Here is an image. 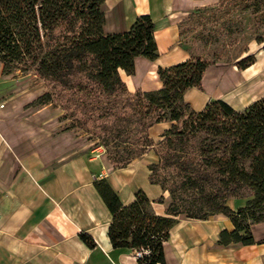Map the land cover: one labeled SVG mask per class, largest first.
Segmentation results:
<instances>
[{"label": "trees", "instance_id": "trees-1", "mask_svg": "<svg viewBox=\"0 0 264 264\" xmlns=\"http://www.w3.org/2000/svg\"><path fill=\"white\" fill-rule=\"evenodd\" d=\"M231 1L235 0L196 8L185 18ZM102 4L103 0H0V64L2 75L32 73L49 85L29 107L59 103L71 117L79 114L82 119H68L64 130L80 128L88 141L104 149L114 169L153 155L154 162L146 166L147 182L161 194L152 201L136 190L122 205L105 180L93 183L110 215L111 248L140 252L135 264H164L161 244L178 215L193 220L222 215L232 230L218 233V245L257 244L249 228L264 221V99L240 110L211 99L193 111L183 94L201 91L204 71L214 62L186 48L187 60L157 67L161 88L129 92L119 73L133 75L134 58L158 57L153 23L140 15L126 31L105 34ZM184 19L177 25L178 38ZM253 41L264 51V34ZM253 63L247 47L231 65L241 72ZM160 123L169 127L153 141L148 130ZM164 192L169 202L157 215L150 206L162 204ZM230 200L244 204L232 210ZM79 238L91 245L84 234Z\"/></svg>", "mask_w": 264, "mask_h": 264}, {"label": "crops", "instance_id": "crops-1", "mask_svg": "<svg viewBox=\"0 0 264 264\" xmlns=\"http://www.w3.org/2000/svg\"><path fill=\"white\" fill-rule=\"evenodd\" d=\"M217 1L103 0L105 34L126 31L140 15H147L153 23L158 57L154 61L134 58L133 75L119 73L126 89L146 92L161 88L157 67L188 59L180 46L178 23L192 10ZM251 53L254 63L241 72L233 65L224 73L208 67L200 81L201 91H186L184 102L194 111L211 99L228 104L230 94L243 88L255 72H263L264 88V51L255 48ZM226 75L231 76L228 81ZM235 103L233 109L240 110L251 102ZM39 116L34 112L24 116L28 127L24 132L9 128L10 116L0 114V264H135L134 251L111 248L107 239L110 215L93 183L105 180L125 205L139 188L134 183L138 167L128 164L114 169L102 148H91L69 132L45 128L47 123L42 126ZM47 117L43 119L51 120ZM166 201L151 204L159 208L153 209L155 214L164 213L168 197ZM263 225L264 221L249 228L257 244L222 246L217 244L218 233L232 230L227 218L215 215L193 220L178 215L167 241L161 244L164 264H264ZM81 234L90 238V246L80 240Z\"/></svg>", "mask_w": 264, "mask_h": 264}, {"label": "rangeland", "instance_id": "rangeland-1", "mask_svg": "<svg viewBox=\"0 0 264 264\" xmlns=\"http://www.w3.org/2000/svg\"><path fill=\"white\" fill-rule=\"evenodd\" d=\"M262 34H264V0H235L228 2L221 8L185 18L180 28L179 42L183 48L187 49L188 53L199 56L204 60L213 61V66L219 68L224 73V70L232 66V61L241 51L248 47L249 53H251V50L260 48V45H256L253 39L255 35ZM253 77L249 81H246L243 88L241 87L230 94L228 104L231 108L236 107V101L245 103L264 99V88L262 86L263 72H255ZM48 89L49 85L38 80L32 73L25 76H22L19 72L2 75L0 65V114L10 116L9 128H19L27 132L28 127L24 121V116L34 112L41 115L37 118L42 119V126H45L47 123L45 128L49 127L58 130V132H69V134H73L76 138L87 141L91 145V148L100 147L95 145L93 141H88L86 139L87 135L80 128L70 131L64 130L69 120L73 118L75 120H77L76 118L78 120L82 119L81 117L79 119V114L71 117V114L66 112L65 105L58 107L59 103H57L43 107H29V102H32L37 96ZM63 115L67 119L61 120ZM47 116H51V120L45 121L43 119L49 118ZM160 124L163 125H154L152 129L148 130V137L153 141H157L164 128L169 127L168 123ZM35 126L37 127L38 124ZM77 126L81 127V123L77 124ZM102 150L104 151L103 148ZM154 160L152 154H146L129 163L134 167H138L134 183L139 188L136 190H141L147 198L152 195L156 196V193L157 196L155 198L160 195V193L158 194L157 187L149 185L147 182L146 166L153 163ZM140 187H144L146 191L144 192ZM166 196L168 197L166 192L162 193V203L167 202ZM243 204V200H230L227 202V205L232 210L242 207ZM153 209L157 211L159 208L150 206V210L153 211ZM153 213L155 212L153 211ZM262 228H264V225Z\"/></svg>", "mask_w": 264, "mask_h": 264}, {"label": "built area", "instance_id": "built-area-1", "mask_svg": "<svg viewBox=\"0 0 264 264\" xmlns=\"http://www.w3.org/2000/svg\"><path fill=\"white\" fill-rule=\"evenodd\" d=\"M0 107H1V105H0ZM140 255H141V253L140 252H133V256L135 257V259L136 258H138V257H140Z\"/></svg>", "mask_w": 264, "mask_h": 264}, {"label": "bare ground", "instance_id": "bare-ground-1", "mask_svg": "<svg viewBox=\"0 0 264 264\" xmlns=\"http://www.w3.org/2000/svg\"><path fill=\"white\" fill-rule=\"evenodd\" d=\"M238 76V75H237ZM231 76H229V75H226V80L228 81L229 79L228 78H230ZM240 77V76H239ZM235 78V77H234ZM235 80V79H234Z\"/></svg>", "mask_w": 264, "mask_h": 264}]
</instances>
